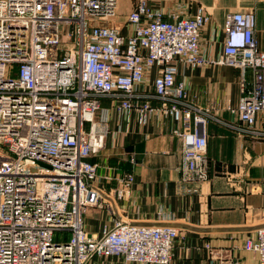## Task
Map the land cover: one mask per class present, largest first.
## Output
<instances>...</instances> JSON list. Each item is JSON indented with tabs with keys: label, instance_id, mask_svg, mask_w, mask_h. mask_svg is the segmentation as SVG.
Instances as JSON below:
<instances>
[{
	"label": "built area",
	"instance_id": "1",
	"mask_svg": "<svg viewBox=\"0 0 264 264\" xmlns=\"http://www.w3.org/2000/svg\"><path fill=\"white\" fill-rule=\"evenodd\" d=\"M127 1L0 0V264H172L176 228L120 216L98 235L87 231V212L112 210L134 183L129 173L105 192L89 161L110 134L104 101L117 115L134 112L140 126L173 119L186 180L204 182L213 108L189 101L178 67L235 68L241 96L232 127L264 137V52L253 11L226 15L223 51L207 59L203 7L190 14L189 6ZM61 232L70 240L55 241ZM244 249L264 264V229Z\"/></svg>",
	"mask_w": 264,
	"mask_h": 264
},
{
	"label": "crops",
	"instance_id": "2",
	"mask_svg": "<svg viewBox=\"0 0 264 264\" xmlns=\"http://www.w3.org/2000/svg\"><path fill=\"white\" fill-rule=\"evenodd\" d=\"M149 1L167 11L189 6L190 14L203 7L211 16L201 35L207 59L218 58L223 51L226 15L253 11L264 52V0ZM120 2L124 8L128 1ZM177 81L185 83L192 104L202 110L213 108L214 117L207 124L208 180H186L184 142L172 133L173 119L154 117L140 126L134 112L117 115L104 101L110 134L104 149L89 160L98 165L105 192L117 189L118 179L129 173L134 183L115 200L112 210L91 208L87 212V231L98 235L122 216L135 225L176 228L179 238L172 264H260L258 256L244 245L264 229V137L240 134L232 127L238 123L232 110L241 96L240 72L230 67L180 65ZM115 132H120L117 137ZM213 254L221 258H212ZM110 264L121 263L113 259Z\"/></svg>",
	"mask_w": 264,
	"mask_h": 264
},
{
	"label": "rangeland",
	"instance_id": "3",
	"mask_svg": "<svg viewBox=\"0 0 264 264\" xmlns=\"http://www.w3.org/2000/svg\"><path fill=\"white\" fill-rule=\"evenodd\" d=\"M87 130H88V125H87ZM55 241L57 242H66L70 240L69 233H57L55 236Z\"/></svg>",
	"mask_w": 264,
	"mask_h": 264
},
{
	"label": "trees",
	"instance_id": "4",
	"mask_svg": "<svg viewBox=\"0 0 264 264\" xmlns=\"http://www.w3.org/2000/svg\"><path fill=\"white\" fill-rule=\"evenodd\" d=\"M90 161V160H89Z\"/></svg>",
	"mask_w": 264,
	"mask_h": 264
}]
</instances>
